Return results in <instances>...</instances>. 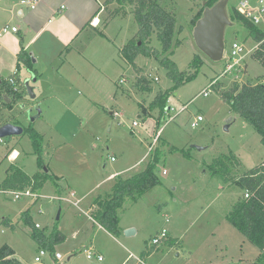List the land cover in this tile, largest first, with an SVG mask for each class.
Wrapping results in <instances>:
<instances>
[{"label": "rangeland", "instance_id": "obj_1", "mask_svg": "<svg viewBox=\"0 0 264 264\" xmlns=\"http://www.w3.org/2000/svg\"><path fill=\"white\" fill-rule=\"evenodd\" d=\"M161 1L173 10L176 19L174 41L181 43L173 49L170 60L180 72L188 70L195 55L203 60L196 77L171 93L166 103V115L161 116L158 109H149L157 93L173 86L166 77V70L153 57L138 56L134 64L139 74L118 53L119 46L130 41L137 32L131 14L133 8L129 5L124 6L126 17L115 19L107 32L112 45L98 39L99 45L94 44L84 56L87 61H91V57L97 58L96 66L100 71L97 83L93 81L95 77L90 78L88 84L93 83L85 90L75 81L74 86L68 85L71 80L61 77L47 82L53 88L41 97L31 80L34 99L25 95L23 100L13 103L5 97L9 100L8 106L0 100V123L12 121L24 130L19 136L2 138L0 181L10 165L6 157L11 149L20 154L14 165L22 167L27 174L38 171L37 156L27 132L33 129L44 142L41 154L44 166L54 175L64 177L65 185L71 189L60 197L49 183L43 192L36 193L41 198L13 200L12 192L3 193L0 188V249L9 246L14 251V258L22 264H194L193 261L186 263L188 255L176 253L167 243L169 239L152 245V238L178 222L179 229L188 227V233L195 232L206 224L207 215H203V209L209 202L214 200L213 206L217 210L228 213L233 203L240 196L244 197L245 192L234 182L211 175L208 167L214 159L234 155L240 167H233L230 174L233 178L264 161L260 136L231 110L217 90L212 87L207 96L199 95L219 78L225 66L224 60L212 62L204 57L193 41L195 25L192 17L208 0ZM220 1L226 2L223 14L228 20L223 33L225 52L232 41H237L250 53L237 72L218 79L219 91H227L234 84L264 82V68L251 57L256 44L247 29L230 19L231 10L244 0H216V3ZM249 1L255 5V0ZM258 28L264 31V17ZM87 35L84 32L82 40ZM47 46L49 58H56L57 53L64 51L56 44ZM149 46L160 50L155 35L150 38ZM72 47L73 55L69 57L72 65L83 76L89 77L88 68L80 61V58L84 59L79 54L83 53V46L76 41ZM138 77L149 82L151 91H142L136 85ZM121 79L125 81L122 85L118 82ZM115 112L118 117L111 114ZM197 116L203 121L192 128L191 122ZM133 122L138 125L133 126ZM150 146L152 150L148 153ZM156 153L159 160L154 172L159 184L148 189L138 201H126L118 213L123 225H133L129 229L134 233L127 236L125 230L115 240L92 228L88 210L95 199L110 193L111 175L120 172L119 175L125 178L142 171ZM72 191L75 193L73 198L69 196ZM73 200L78 204L73 205ZM90 209L89 214L96 208ZM26 212L45 237H49L56 227L64 241L56 244L53 251H48L32 237L33 228L23 219ZM227 226L229 259L226 260L232 262L230 256L240 249L244 255L259 251L247 240L244 245H238V240L245 239L229 223ZM90 245L95 246L92 247L94 256L87 259L85 250ZM218 247L223 248V244ZM41 249L46 254L37 263L34 259ZM55 253L61 255L60 261L54 258ZM220 253L217 252L219 258ZM98 255L102 261H97ZM247 257L252 259L250 255Z\"/></svg>", "mask_w": 264, "mask_h": 264}, {"label": "trees", "instance_id": "obj_2", "mask_svg": "<svg viewBox=\"0 0 264 264\" xmlns=\"http://www.w3.org/2000/svg\"><path fill=\"white\" fill-rule=\"evenodd\" d=\"M113 2H116L120 7L108 14V17L103 21V25H106L107 21L118 15L124 17L126 15L125 5L133 8L131 14L137 24L136 34L121 48L120 57L138 73L140 72L134 64L135 59L138 56L153 57L166 70V77L173 82L171 89L157 93L149 105L150 110L158 109L161 116L166 115L168 113L166 103L171 93L196 77L203 60L195 55L189 64L188 70L184 72H180L176 64L170 60L173 49L181 43L179 40L174 41L176 19L173 10H169L168 5L161 0L106 1L107 4ZM214 4H217L216 0L206 1V4L192 17L193 24L195 25L202 18L203 11L206 8H211ZM230 19L240 23L247 29L249 37L256 44L251 57L264 68V31L245 20L235 8L231 10ZM97 35L102 36V33L97 31ZM153 35L159 43L160 50H155L149 46L150 38ZM17 60L18 70L24 67L26 70L31 71L32 60L23 50L18 52ZM139 84H142V86ZM15 85L18 87L17 91H13ZM136 85L142 91H151L150 84L144 77H138ZM220 87L221 85L218 82L213 85L219 97L260 136L261 144L264 147V82L247 83L241 86L234 84L232 88L222 92L219 91ZM25 95L27 96V92L23 82L16 76L14 85L2 82L0 86V100L5 106H8L5 97L10 99V102L17 103L23 100ZM6 123L8 121L0 123V126ZM13 124L17 125L16 123ZM27 132L32 141L34 153L37 156L38 171L29 176L17 165H10L7 175L0 184L2 191H20L30 188L32 192L37 193L47 182L56 187L57 177L48 172L41 159L42 136L33 129H29ZM158 160L159 155L156 153L142 171L125 178L115 176L110 193L104 198L99 197L93 201L92 205L96 209L90 213L92 220L106 232L117 237L120 233L118 213L124 203L126 201H138L148 189L159 184L157 175L154 172ZM235 166H240L239 161L234 155L230 154L214 159L208 168H211L210 173L212 176L225 177L226 181L234 182V185L248 195L240 198L232 205L226 216V221L260 251L256 261L251 264H264V161L252 170L233 178L230 177V174ZM23 219L27 225L33 228L32 237L34 240L44 245L48 251H53L56 244L64 241V236L59 233L56 227L49 237H45L44 233L31 222L29 213L26 212ZM13 255L14 251L9 246H2L0 249V264H22L14 259Z\"/></svg>", "mask_w": 264, "mask_h": 264}, {"label": "crops", "instance_id": "obj_3", "mask_svg": "<svg viewBox=\"0 0 264 264\" xmlns=\"http://www.w3.org/2000/svg\"><path fill=\"white\" fill-rule=\"evenodd\" d=\"M106 1L107 0H36L35 8L29 10L20 6L19 0H0V27L9 24L10 26L18 28L16 34H7L0 39V81H4L15 73L16 78H19L23 83L25 80H29L30 85V81L34 77V87L41 97L46 95V91L53 88L52 85L47 82H54L61 77L69 78L71 80L72 83L68 85L74 86L72 84L77 83L78 86H81L85 90H87V86L90 88L89 85L93 82L88 84V81L93 79V77H95L93 81L97 83L98 76L100 75L99 68L96 66L97 58L93 60V57H91V61H87L84 56H86L88 51L92 49L94 44L99 45L100 42L97 41L98 39L105 41L108 45L110 43L112 45V41L108 38L107 32L110 29L111 23H113L115 19L121 17L119 15L113 17L107 21L106 25H103V21L107 18H105L106 12H109L110 10L114 11L120 7L116 2L107 4ZM128 14L129 12H127V15ZM125 17L126 15L121 18ZM97 31L101 32L102 36H98ZM84 32H87L88 35L82 40ZM40 40L41 42L38 45V41ZM76 41H79L84 48L82 54L78 51L76 53H79L80 56L84 57V59L80 58L82 59L80 61L84 62V68H88L89 77L83 76L80 71L72 65V62L69 59V57L73 55L72 44ZM53 44H56L58 48H62L64 51L57 53L55 55L56 58H49V55H47V45L53 46ZM34 45L36 46L33 47ZM124 45L125 43H122L119 46V55L120 50ZM21 50H23L32 60L33 66L31 71L26 70L24 67H21L19 70L17 69V54ZM34 87H32L33 90ZM39 116L40 113L37 115V118ZM8 123L13 124L12 121H8ZM47 145H49V143ZM43 151L44 149L42 147V152ZM19 157L20 154L18 151L11 149L6 159L10 165H14ZM19 168L27 174L22 167ZM7 170L8 168L6 169L0 184L7 175ZM47 170L49 171L48 168ZM119 173L120 172H115L111 175L110 178L111 181H113L111 189L114 185L115 176L124 177L123 175H119ZM33 174L27 175L32 176ZM50 174L53 173L50 172ZM54 176L58 179L56 182L57 188H54V185L51 183L54 193L62 197L70 192L71 189L69 186L65 185L66 180L64 177H58L57 175ZM49 183L50 182H47L39 192H43ZM72 193L75 196L73 191L69 193V196ZM38 198H41L40 194ZM240 198L241 196L238 200ZM92 203L90 208L93 206ZM214 204L215 202L213 200L206 205L205 209H203V215H207L206 224L203 225V228H197L195 232L188 233V227H185V229L178 228L180 222L172 224L167 231V239H169L167 243L172 246L176 253L179 251L188 255L186 263L193 261L194 264H251L255 262L260 251H254V253L250 252V254L244 255L242 249H240V252L230 256L232 262L226 260V258L229 259V248L226 242L228 237V222L226 221V216L228 213H221V211L213 206ZM90 208L88 210V215L91 220L92 228L102 231L105 235L110 237V239L112 237L115 240H118L123 231L132 228L133 226L123 225L119 218L118 226L120 233L115 237L106 232L92 220L89 214L91 211ZM166 221H168V219H166ZM245 241L246 239L238 240V245H240L239 243H242L240 246L244 245ZM219 244H223V248L218 247ZM92 247L94 248L95 246L90 245L88 249H92ZM218 251L222 252L220 253L222 254L220 258L217 254ZM249 255L252 259L247 257Z\"/></svg>", "mask_w": 264, "mask_h": 264}, {"label": "built area", "instance_id": "obj_4", "mask_svg": "<svg viewBox=\"0 0 264 264\" xmlns=\"http://www.w3.org/2000/svg\"><path fill=\"white\" fill-rule=\"evenodd\" d=\"M19 5L22 7H25L29 10H33L36 6V0H19ZM237 12L248 22L253 24L254 26H258L264 17V0H255V5H252L251 1L249 0H244L243 2H240L238 7L236 8ZM18 32V28L14 26H10L9 24H5L0 27V39L6 35V34H16ZM250 51H248L245 46L242 43H239L237 41H232L229 49L227 52H225L224 49V54H223V59L225 61V66L224 70L221 72V77H225L226 75H232L234 72H237L240 68V66L243 64L244 60L248 56ZM15 76L16 74L14 73L11 77L5 79L4 81H0V86L2 82H8L11 85L15 84ZM217 78L216 80L212 81L207 89H204L200 92L199 95L207 96L209 88H212L213 85L218 81ZM154 81H158L157 78H154ZM120 84L124 83V80L119 81ZM18 87L15 85L13 87V91H17ZM114 117H118L119 115L115 112L112 113ZM203 119L201 116H197L192 122H191V127L196 128L200 122H202ZM138 124L136 122H133V126H137ZM0 142H2V139H0ZM152 150V146L149 147L148 153ZM148 153L146 154L145 157L148 156ZM146 159V158H145ZM113 160V158H112ZM163 174H165V171H163ZM3 193L7 192H12L13 194V200H19L22 197H32V198H38L36 193L32 192L30 188H25L20 191H2ZM72 198L74 197V194L72 193L70 195ZM245 197H247V194H244ZM73 205L78 204L77 200L72 201ZM36 228L39 226L36 224ZM167 239V231L165 229H162L160 234L153 237L151 240L152 245H157L159 244L162 240ZM45 251L44 250H39L38 255L35 257V262L39 263L41 262V259L43 256H45ZM86 258L87 259H92L94 254L92 252V249H87L85 250ZM54 258L57 261H60L62 259L61 255L59 253L54 254ZM97 261H102V257L100 255L96 256Z\"/></svg>", "mask_w": 264, "mask_h": 264}, {"label": "water", "instance_id": "obj_5", "mask_svg": "<svg viewBox=\"0 0 264 264\" xmlns=\"http://www.w3.org/2000/svg\"><path fill=\"white\" fill-rule=\"evenodd\" d=\"M226 2L220 1L211 8L203 11L202 18L199 19L193 29V41L196 48L204 57L212 62H220L224 54L223 33L224 27L228 23L223 11ZM35 81V78H32ZM24 88L29 98L34 99L33 89L29 85V80H25ZM9 100L6 98V102ZM35 118H31L34 120ZM23 129L15 124L6 123L0 126V139L12 136H19ZM200 149V148H198ZM134 233L133 230H126L125 235Z\"/></svg>", "mask_w": 264, "mask_h": 264}]
</instances>
